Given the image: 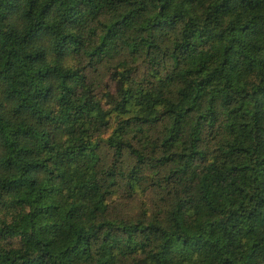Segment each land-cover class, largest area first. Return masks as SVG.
Segmentation results:
<instances>
[{
	"label": "trees",
	"instance_id": "16d2710c",
	"mask_svg": "<svg viewBox=\"0 0 264 264\" xmlns=\"http://www.w3.org/2000/svg\"><path fill=\"white\" fill-rule=\"evenodd\" d=\"M232 3L0 0V264H264V22Z\"/></svg>",
	"mask_w": 264,
	"mask_h": 264
},
{
	"label": "clouds",
	"instance_id": "9594fccd",
	"mask_svg": "<svg viewBox=\"0 0 264 264\" xmlns=\"http://www.w3.org/2000/svg\"><path fill=\"white\" fill-rule=\"evenodd\" d=\"M260 7L257 11L254 12H248L247 10H241V8L238 6V0H233V3L231 5V9L229 13H227V17L229 20L236 19L238 17H243L246 20L252 19L253 17H256L261 22H264V0H259ZM158 7V5H157ZM173 7H177L176 5H173ZM211 11V5H207L206 7H203L201 12H188L184 13L185 22H191L192 24L196 26H202L204 22V14ZM225 16V13L221 12L217 16V21L223 20Z\"/></svg>",
	"mask_w": 264,
	"mask_h": 264
}]
</instances>
